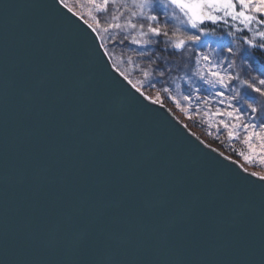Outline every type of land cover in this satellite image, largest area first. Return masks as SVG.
<instances>
[{
    "label": "water",
    "instance_id": "obj_1",
    "mask_svg": "<svg viewBox=\"0 0 264 264\" xmlns=\"http://www.w3.org/2000/svg\"><path fill=\"white\" fill-rule=\"evenodd\" d=\"M93 36L61 0H0V264H64L43 236L70 217L91 232L80 264L104 254L101 229L122 235L118 264H264L259 183L135 93ZM180 205L193 215L169 229Z\"/></svg>",
    "mask_w": 264,
    "mask_h": 264
},
{
    "label": "snow or ice",
    "instance_id": "obj_2",
    "mask_svg": "<svg viewBox=\"0 0 264 264\" xmlns=\"http://www.w3.org/2000/svg\"><path fill=\"white\" fill-rule=\"evenodd\" d=\"M61 3L87 25L94 40L99 38L111 67L140 97L160 105L168 100L190 120L207 118L217 140L226 135L246 147L232 149L245 164L264 165V0H84L79 12L68 0ZM219 155L245 174L237 173L236 180L253 187L259 183L264 196V173L249 172L232 157ZM145 206L153 202L146 200ZM104 215L100 209L92 223ZM192 215V207L180 205L166 224L171 229ZM76 222L70 217L52 224L43 236L46 248L70 257L64 264H80L91 238V232L74 236ZM163 239L166 243V233ZM115 241H123L122 235L101 229L95 242L104 254L89 264H118L110 248ZM170 264L213 262L177 255Z\"/></svg>",
    "mask_w": 264,
    "mask_h": 264
},
{
    "label": "rangeland",
    "instance_id": "obj_3",
    "mask_svg": "<svg viewBox=\"0 0 264 264\" xmlns=\"http://www.w3.org/2000/svg\"><path fill=\"white\" fill-rule=\"evenodd\" d=\"M84 0H68L69 3V7L74 8L75 11L79 12L80 11V4L83 3ZM91 22V21H89ZM155 93V90H154ZM170 103V105H172L178 112H182L183 116H184V121L182 119H180L176 114V116L184 123L187 124V122L191 121L193 124H195L197 127H199L204 134L206 135V137L217 141L219 143H221L223 145V149L216 147L215 145H213L210 141H206L204 140L202 137H200L196 132H194L188 125V128L193 131L195 134H197L200 138H202L206 143L214 146L215 148L219 149L220 151H222L223 153H225L226 155H228L229 157H232L233 159L237 160L238 162H240L241 164H244L245 167L248 168L249 171L253 172H261L264 173V165L262 164H258L257 166L253 167L249 164H245L244 161L242 159H240L238 156H236L234 154V152L232 151V149H236L237 151L239 150H244L247 151L246 147L244 145H242L241 143H233L232 141H229L226 137V135H221L219 140L216 139V131L213 128H209L208 124H207V118H202V117H194L193 119H188V117L186 116V114L180 110L179 108H177L172 102L168 101ZM166 105V104H164ZM167 106V105H166ZM168 107V106H167ZM169 108V107H168ZM171 110V108H169ZM172 111V110H171ZM174 113V112H173ZM209 133H211V135H209ZM234 155V156H233Z\"/></svg>",
    "mask_w": 264,
    "mask_h": 264
},
{
    "label": "trees",
    "instance_id": "obj_4",
    "mask_svg": "<svg viewBox=\"0 0 264 264\" xmlns=\"http://www.w3.org/2000/svg\"><path fill=\"white\" fill-rule=\"evenodd\" d=\"M117 52H119V49L116 50ZM264 62V61H262ZM133 79H135V75H133ZM149 94H153L154 95V90H150V93ZM164 104H166L169 108H171V110L174 112V114H176L180 119H182L184 121V116L182 114V112H178L172 105H170V103L168 102V100H165ZM187 125L194 131L196 132L200 137H202L204 140L206 141H210L213 145H215L216 147L218 148H221L223 149V145L217 141H214L208 137H206V135L204 134V132L199 128L197 127L195 124H193L191 121L187 122ZM234 156V155H233Z\"/></svg>",
    "mask_w": 264,
    "mask_h": 264
}]
</instances>
